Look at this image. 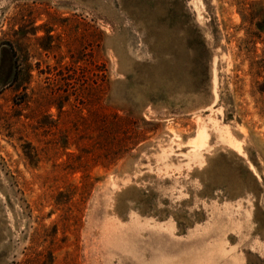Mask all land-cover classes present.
<instances>
[{
    "label": "rangeland",
    "instance_id": "rangeland-1",
    "mask_svg": "<svg viewBox=\"0 0 264 264\" xmlns=\"http://www.w3.org/2000/svg\"><path fill=\"white\" fill-rule=\"evenodd\" d=\"M0 264H264V0H0Z\"/></svg>",
    "mask_w": 264,
    "mask_h": 264
},
{
    "label": "bare ground",
    "instance_id": "bare-ground-1",
    "mask_svg": "<svg viewBox=\"0 0 264 264\" xmlns=\"http://www.w3.org/2000/svg\"><path fill=\"white\" fill-rule=\"evenodd\" d=\"M204 137L202 134H198L192 141L191 143L193 146H201L203 144Z\"/></svg>",
    "mask_w": 264,
    "mask_h": 264
},
{
    "label": "trees",
    "instance_id": "trees-1",
    "mask_svg": "<svg viewBox=\"0 0 264 264\" xmlns=\"http://www.w3.org/2000/svg\"><path fill=\"white\" fill-rule=\"evenodd\" d=\"M257 27H259V25H257ZM263 90V89H262Z\"/></svg>",
    "mask_w": 264,
    "mask_h": 264
}]
</instances>
